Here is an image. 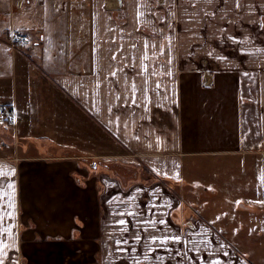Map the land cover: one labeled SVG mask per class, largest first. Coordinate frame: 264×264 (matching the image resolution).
<instances>
[{
  "label": "crops",
  "instance_id": "crops-1",
  "mask_svg": "<svg viewBox=\"0 0 264 264\" xmlns=\"http://www.w3.org/2000/svg\"><path fill=\"white\" fill-rule=\"evenodd\" d=\"M6 106L21 141L68 143L0 155V264H264V185L251 258L183 198L206 201L199 157L264 179V0H0Z\"/></svg>",
  "mask_w": 264,
  "mask_h": 264
},
{
  "label": "rangeland",
  "instance_id": "rangeland-1",
  "mask_svg": "<svg viewBox=\"0 0 264 264\" xmlns=\"http://www.w3.org/2000/svg\"><path fill=\"white\" fill-rule=\"evenodd\" d=\"M14 79L10 80V77L6 81L5 90L7 93L11 94L14 88ZM3 101H6L4 99ZM9 107V106H6ZM14 118H6L4 119L0 115V125L8 128L7 133L13 136V139L4 138L3 147L0 146V155L3 156H13L15 154H26L30 152H34L39 150L40 152H44V147L46 150H55L57 148L64 147L68 142L59 145L57 143V139L53 137H44L50 143H47L43 140H37L42 138V136L36 137L34 140L30 141L31 144L35 145V147H28L29 142L21 141V131L19 130V134L15 133L12 127L15 126L13 123ZM23 123L21 118H19V124ZM20 129V126H19ZM54 142V143H53ZM87 160V159H86ZM193 164L196 166V169L191 168L189 166L186 167L185 177L187 179H191V183L187 182L186 185H190L194 188L195 192L201 191V186H207L208 189L202 193V196L206 197V201H191L187 196H184V200L192 204L193 207L198 211H200V207L205 204L211 205L214 209L220 211L225 217L228 218L227 221L233 222V226L238 227L239 229V239L238 241L232 243L231 246L234 248H238L245 256H249L253 253V239H252V217L254 215L253 204H255V198L257 194L261 191L262 186L264 185V179L262 175H260V171L262 170V166H255V176L259 177L252 178L251 175H247V172L253 173L249 167L240 168L239 165L234 162L233 164L223 163L221 159L215 158H206L199 157L193 159ZM80 163V162H79ZM100 163V165L98 164ZM97 166L91 167V163H85L86 168L90 172L93 173H109L110 170L103 166L105 163L103 161L97 162ZM80 165H84L81 164ZM118 168V165H112ZM92 169V170H91ZM215 190V193H213ZM4 203L7 206L13 205L14 201L11 195H9L6 191L3 195Z\"/></svg>",
  "mask_w": 264,
  "mask_h": 264
},
{
  "label": "built area",
  "instance_id": "built-area-1",
  "mask_svg": "<svg viewBox=\"0 0 264 264\" xmlns=\"http://www.w3.org/2000/svg\"><path fill=\"white\" fill-rule=\"evenodd\" d=\"M23 39H25V36L23 34H21V33H15L14 34V39H13L12 43L14 41H19V40H23ZM0 115L3 118H5V119L6 118H10V117L13 118L15 116V111L11 107H5V108H2L0 110Z\"/></svg>",
  "mask_w": 264,
  "mask_h": 264
},
{
  "label": "water",
  "instance_id": "water-1",
  "mask_svg": "<svg viewBox=\"0 0 264 264\" xmlns=\"http://www.w3.org/2000/svg\"><path fill=\"white\" fill-rule=\"evenodd\" d=\"M96 164H97V162H96V161H94V162L92 163V166H96Z\"/></svg>",
  "mask_w": 264,
  "mask_h": 264
},
{
  "label": "snow or ice",
  "instance_id": "snow-or-ice-1",
  "mask_svg": "<svg viewBox=\"0 0 264 264\" xmlns=\"http://www.w3.org/2000/svg\"><path fill=\"white\" fill-rule=\"evenodd\" d=\"M121 223H123V221H121Z\"/></svg>",
  "mask_w": 264,
  "mask_h": 264
}]
</instances>
